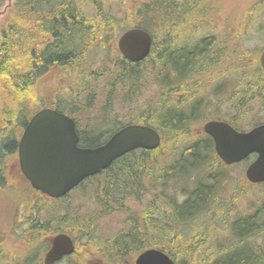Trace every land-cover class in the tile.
I'll return each mask as SVG.
<instances>
[{"label": "trees", "instance_id": "obj_1", "mask_svg": "<svg viewBox=\"0 0 264 264\" xmlns=\"http://www.w3.org/2000/svg\"><path fill=\"white\" fill-rule=\"evenodd\" d=\"M197 1L173 0V3L175 7L186 5L179 9L189 12L191 17H196L198 14ZM56 3L64 8L61 12L63 17L50 25L52 30L56 34L69 31L70 36L74 38L81 35L82 27L78 24L73 25L74 28L65 29V21L72 9L70 4ZM31 4L34 5L33 8H39L35 7L38 6V3L31 1ZM155 4L153 5L155 6ZM1 5L2 1L0 0ZM51 8H54V3ZM78 8L80 9V6ZM21 9L22 7H18V9L17 6L15 7V13L5 27L10 33L9 38L0 39V190L11 188V191L8 190L13 197L8 207L10 222L18 228L22 227L23 222L28 223V229L20 230L17 235L15 233L13 235L6 234L0 230V235H2L0 236V261L8 255H14L8 263L43 264V253H37L38 248L34 250V253L23 256V261L18 263L19 256L13 247L25 245L30 248L31 252V248L33 249L35 244H40L42 240L44 242L45 237H51L54 231H65L78 238V251L71 256L77 260V264L78 260L79 264H89L88 260L94 253L105 255L110 259H119L135 251L140 252L153 246L167 252L175 259L176 264H264V205L260 206L253 214L240 215L229 221L234 212L231 206L236 204L239 197L228 198V205L223 202L217 203V200L222 199L215 197L218 183L216 174L225 165L215 152L213 139L205 134L202 128L205 121L213 119V117L224 116L236 128L246 130L247 125L244 119L249 113L245 110L247 109L245 103L250 104L248 98L250 95L242 89V84L251 78L247 74V66L240 65L244 70V77H239L237 90L233 92L232 97V93L229 96L230 100L238 99L234 104L236 108L234 116L221 115L217 107L207 114L205 110L211 108L206 105V102H214L212 97H206L205 102L202 101L204 105L199 107L195 94L198 98L201 96L197 88L200 85L192 87V78L189 89L194 94L184 95V97L175 96L174 91L170 89L169 74L164 79L162 78V74L167 72V68L170 72L169 66L179 73H185L188 67L191 69L192 63H196L201 54V50L198 49L189 52L187 50L173 51L168 44L163 48L152 49L147 58V65L153 74L158 73L157 88L159 92L157 101L150 104L140 118L167 136L159 148L134 150L117 159L101 174L90 177L80 184L78 189L84 187L88 181H95L89 198L92 197L97 201L103 207L102 211L90 215L74 208L72 212L68 211L57 217L56 209L71 206V194L50 200L33 189L21 191L19 188H13L14 186L23 187L27 184L19 179L20 171L17 166L18 137L23 126L36 111L43 107L50 106L60 111L64 110L60 106L58 95L56 96L57 86L54 84V80H45L43 69H46V75L52 68L53 62L66 64L70 59V54L66 52V49L73 46V41L60 40L48 52L38 53L36 32L31 31V42L29 45L26 44V37L22 30L23 18L18 12ZM147 9L152 10L153 8ZM185 15L176 11L173 19L177 21L184 18ZM204 16L208 21L212 15L208 14L206 9ZM164 21V15L150 16L145 10L141 22H137V26L144 27L148 23V26L154 27L165 24ZM222 37L224 36L222 35ZM61 38H63V33ZM209 41L210 39L204 41V52L209 49ZM221 51L222 53L216 58L218 62L216 70H211L206 77V85L218 75L225 74L226 68L230 67L231 60H226L227 49L222 47ZM209 53L205 52L206 55ZM169 62L172 64L169 65ZM240 62L242 61L240 60ZM142 67L139 68V65L135 64L115 72L120 79L125 81H120L118 86L130 92L127 95L128 100L136 99L133 92L135 91L137 94L139 92L138 88H133L134 91L131 89L134 87L132 81L136 80L138 76L141 78L145 73H150L143 70ZM139 73L141 74L139 75ZM261 77L263 78H260L257 85L249 83L250 86H254L252 90L256 91L255 97L252 96L251 99L262 98L264 76ZM183 83L188 85L187 81ZM182 89L185 88L182 87ZM85 105H90V103ZM177 109L178 112H175ZM198 109H201L200 112L197 111ZM65 112L77 116L76 111L72 109L67 108ZM196 114L197 119L194 120ZM132 121H117L115 128L89 130V136H87V131L81 133L80 144L90 147L101 145L113 131ZM238 121L242 123L238 124ZM4 169L5 173L10 170L12 176L10 183H6V186H4L6 180L3 174ZM182 179L187 180L188 183H183ZM159 188H161L160 192ZM90 190L85 188L84 193L87 195ZM149 190L153 191L155 198L143 211L141 220L143 225L140 224L138 218L134 226V223L131 225L132 220H129L130 225L127 223L124 229L115 236L107 238L100 245L103 238L97 234L96 220L114 212L113 203L118 205V210H120V208L126 207V203L132 197L138 198ZM21 215L25 219H21ZM223 215H225L223 222H229V224H222V226L230 229L233 238L228 245L214 248L213 237L216 232H219L220 227H213L207 231L198 224V221L204 216H210L214 218L211 221L213 222ZM31 220L36 223L32 224ZM151 230L155 235H161L162 238L159 241L154 240L150 233ZM216 236H218L217 233ZM96 238L100 240V244L97 246L99 251L93 248L92 244ZM258 238L261 239L260 242H256ZM84 239L86 242H83ZM44 243L49 244L48 240ZM107 248L109 250H106ZM104 251H111V253H102ZM221 251L225 252L220 253Z\"/></svg>", "mask_w": 264, "mask_h": 264}, {"label": "flooded vegetation", "instance_id": "obj_2", "mask_svg": "<svg viewBox=\"0 0 264 264\" xmlns=\"http://www.w3.org/2000/svg\"><path fill=\"white\" fill-rule=\"evenodd\" d=\"M8 4H3V9L0 10V39L8 38L9 34L5 29L6 25L11 21L12 14L15 13L14 6L22 7L18 12L22 15L23 32L26 37V44L29 45L30 33L37 34L38 53H46L60 41H73V45L78 48V54L71 52L70 59L66 64L53 62L49 72L45 75L46 69H43V77L45 80H54L58 88V99L62 106L72 109L76 112H86L94 105L97 100V95H94L90 100V105L85 107L86 103L81 102V97L89 91L96 90L92 86V79L95 76L89 73V68L94 66L102 68L103 72L96 71V79H105L104 89L109 90L111 87L118 85L120 80L115 74L117 70H124L130 65L147 64V58L141 62H133L129 60L121 51L119 43L123 35L134 30L137 27L144 28L149 32L152 40V49L155 47L163 48L168 44L170 47H179L187 52L191 50H201L198 56L199 66H194L192 63L191 69L188 67L185 74L182 75L181 81H187L190 87V79L192 78V87L200 85L198 91L203 102L206 97H219L224 90L225 84L223 78L231 75L234 71V64L231 61L230 67L226 68L227 72L223 75H218L206 85L205 80L211 70H216L218 64L217 57L222 53L221 48L227 49V52L238 54V49L256 48L264 50V25H257L256 21L260 16L264 15V0H249V7L241 16L236 15L238 4L241 0H198V14L196 17H191L189 12L180 10V7L186 5L174 6L173 0H9ZM31 1L38 3L39 8H33ZM56 1L69 3L71 11L65 21L66 28H74L73 25L78 24L82 27V34L71 37L69 31L56 34L52 30V23L60 20L63 9ZM54 3V8L51 6ZM154 3L155 6L153 5ZM21 4V5H20ZM159 7H158V6ZM80 6V9L78 8ZM175 7V8H174ZM147 8H153L152 10ZM212 14L208 25L206 24L205 10ZM147 10L150 16L164 15L165 21L163 25L154 27L137 26V22H141L143 11ZM246 10V11H245ZM178 11L186 14L184 18L177 21L173 19L174 13ZM227 11V12H226ZM216 14L213 16V13ZM203 13V15H201ZM224 15V20L216 21L217 16ZM213 18V19H212ZM221 30V31H220ZM63 33V38L61 35ZM222 35L224 37H222ZM205 39H210V49L215 50V54L211 55V60L208 59L204 52L203 45ZM67 51V50H66ZM261 53L251 58L260 63ZM256 58V59H255ZM212 61H215L214 63ZM217 62V63H216ZM97 63V65H95ZM172 64L169 62V65ZM180 70V69H179ZM112 72L113 81L110 83L109 74ZM182 73L177 74L180 76ZM264 76V71L259 73ZM45 75V76H44ZM137 89V80L135 81ZM189 87L180 91H174L179 96H191L194 94ZM233 96V92L231 91ZM92 93V92H91ZM196 95V94H195ZM102 108L112 105L114 101L104 98ZM119 101V100H118ZM68 114V113H67ZM70 115V114H69ZM71 116V115H70ZM74 118V117H73ZM213 119L229 120L228 118L213 117ZM76 120V118H75ZM78 123V121L76 120ZM79 125V123H78ZM88 126H95L87 124ZM256 124H253V127ZM252 127V128H253ZM89 130V129H88ZM87 136L88 132H87ZM18 156V147H17ZM8 179L5 180V185ZM26 188V187H25ZM22 188L21 190H24ZM24 219V218H22ZM23 230V229H22ZM45 248L38 250L37 253H45ZM102 253H111L104 251ZM133 260L120 259L117 262H104L101 264H133Z\"/></svg>", "mask_w": 264, "mask_h": 264}, {"label": "rangeland", "instance_id": "obj_3", "mask_svg": "<svg viewBox=\"0 0 264 264\" xmlns=\"http://www.w3.org/2000/svg\"><path fill=\"white\" fill-rule=\"evenodd\" d=\"M9 0H6L5 3H7ZM249 0H241V2L238 4L237 11L235 12L236 15L239 17L244 14V9L246 5V10L249 7ZM10 2V1H9ZM59 2V1H56ZM245 10V11H246ZM227 12V11H226ZM217 20H224V15H219L217 16ZM0 19H2V16L0 15ZM256 21L257 25H264V15L260 16ZM148 25V23H147ZM221 31V30H220ZM9 38V37H8ZM172 48L171 50L173 51H184L182 48L179 47H170ZM256 48L252 49H242L240 48L241 51L239 54L236 55L233 54V52L228 53V57L226 58L227 61L231 60L234 64V71L237 70L236 72L232 73L231 75H228L227 77L223 78V84H225L224 90L220 93L219 97L213 98L214 102H206V105H208L211 109H206L205 112L208 114L211 112V110H215L216 107L219 110V113L221 115H235L236 108L234 104L238 99H229V96L231 95V91L237 90V86H239V77L241 76L242 78L244 77V70L240 65H247L250 63V51L254 50ZM68 53L75 52V54H78V48L76 46H71L68 49H66ZM239 50V49H238ZM215 50L210 49V53L207 55L208 59L211 60V55L215 54ZM254 56L257 55V51L254 52ZM240 60L242 62H240ZM199 62L194 63V66H199ZM97 65V63H95ZM50 67V66H49ZM47 67V68H49ZM168 67V66H167ZM99 67L94 66L93 68H89V73L93 74L95 78L92 79V86L96 87V90H91L89 93L93 92L95 95H97V100H95L94 105L96 107H91L88 111L86 112H81L77 115L79 119V123L81 125V128L84 129H92L93 127H96L100 130H105L108 128H115L114 126L118 123L117 121L121 122H126L129 120H134L137 121L140 119V117L145 113V111L148 109L150 104H154L157 101V93L159 92V89L157 88V80L156 76L151 72V69H149L148 65H144L142 68L143 70H147L150 73H145L144 76L141 78H136L137 80V88L139 89V92L137 94V99L131 100V101H124V97L127 93V90L124 89V92L122 93V100L121 101H114V103L108 107L102 108L104 98L107 97V93L104 91V83L105 79H96V71ZM171 69L170 72L167 68V72L162 74V78L164 79L168 74V79L170 82H168L169 87L172 91L177 90H184L182 87H189L187 84L183 83L181 81V75L178 76L177 74H180L176 70H174L172 67L169 66ZM45 69V68H44ZM248 73H251V77L253 79H249L244 81L242 84V89L247 91V94L250 96L249 102L250 104H246L247 113H249L246 116V119L244 121L246 122L247 128L249 129L253 126L255 122H264V91L262 92V98H253L251 99L252 96L255 95L256 91H253L252 88L254 87L253 85H256L260 81V75L256 69V66L248 65L247 66ZM100 72H103L102 68H99ZM140 71V69H139ZM183 73V72H182ZM117 74V73H115ZM141 73H139L140 75ZM185 73H183L184 75ZM250 77V75H249ZM118 79L122 82V79L118 77ZM133 80L132 82L135 81ZM243 80V79H242ZM253 84L250 86V84ZM131 84V83H130ZM133 84V83H132ZM249 84V85H248ZM88 92L84 94V96L81 97V102L88 103ZM175 96H177V93H174ZM246 94V93H245ZM246 94V95H247ZM258 94V93H257ZM181 97V96H180ZM197 102L199 103V107H202L204 104L202 100L198 98L197 95H195ZM237 97V96H236ZM255 97V96H254ZM247 102V103H249ZM215 108V109H214ZM198 109L197 111L200 112ZM178 112V109L177 111ZM212 116V115H210ZM197 119V114L194 116V120ZM90 120H94V125L95 126H88L87 123ZM102 121V123L100 122ZM242 122L238 121V124ZM256 123V124H257ZM189 126V125H188ZM188 126H186V129H188ZM167 136V135H165ZM209 164V163H207ZM224 165V164H223ZM248 163L243 162L238 165H232V166H223L222 168L219 169V172L216 174V178L218 179L217 183V193L215 195L216 198H221L222 200H217V203L220 202V204L223 202V204L228 205V198L234 199L237 198L238 200L234 206H231V209H234V212L232 214V217L229 218V221L233 220L234 218L240 216V215H245V214H253L255 213L258 208L262 205H264V184L258 185V186H248L246 183V179L244 178V172L247 167ZM11 175H7V179H11ZM183 183H188L187 180L182 179ZM95 181H88L86 182V185L84 187H81L80 189H76L71 193L70 197V207L64 206L59 209H56L55 215L60 216L66 214L68 211L72 212L74 208H78L80 212L84 213H89L90 215H94L100 211L103 210V207L97 203L92 197L89 198V196L92 193L93 187H94ZM14 189L19 188L18 186H14ZM86 189H91L87 195L84 193V190ZM20 189V188H19ZM9 191H11V188H8ZM159 192L161 191V188L158 190ZM2 193H0V230L3 233L6 234H14L15 231L20 233V230L22 229H28V223L23 222L22 227L18 228L15 225L11 226L9 217L10 213L8 210L10 201L13 199L11 193L9 192H4L1 190ZM154 194L153 191L149 190L147 193L143 194L142 196L136 198L132 197L128 203H126V207L120 208L118 210V205L115 203L112 204L114 206V212L110 214L104 215V217L96 220L97 221V234L99 237L103 238V240H99L96 238L92 244L93 248H95L97 251V246L107 238L111 236H115L120 230L124 229L127 226V223L129 220H132L131 225L133 224L136 225L137 223V218L141 222L142 216H143V211L149 203L151 202L152 199H154ZM216 204V203H214ZM213 204V205H214ZM45 213L47 215V212L45 210ZM224 216H220L216 218L213 222H211L214 218H211L210 216H204L200 221H198L201 227H203L205 230H209L210 228L213 227H220L219 232H216L218 236L213 237L214 239V248H219L220 246L228 245L229 242L232 241V233L229 228H223V225L229 224V222H223ZM25 219V218H24ZM31 223H36L31 220ZM141 225L142 222L140 223ZM128 225H130L128 223ZM197 225V224H196ZM191 226V225H189ZM199 226V225H197ZM18 233H15L16 235ZM151 236L153 237L154 240L159 241L162 236L161 235H155L154 232L151 230L150 231ZM96 233L94 234V236ZM2 236V235H0ZM218 239V240H217ZM47 238H45V241ZM217 240V241H216ZM44 241V242H45ZM100 241V243H99ZM216 241V242H215ZM261 239L259 238L256 240V242H260ZM41 241V244L45 243ZM83 242H86V239L83 240ZM101 243L100 245H102ZM25 247V248H24ZM34 248H31V253H34L35 249H41L39 244H35L33 246ZM16 254L19 256L18 263L22 262L24 257L28 255V252L25 251H30V248H27L25 245H20L16 248V246L13 247ZM23 248H24V253H23ZM106 250H109L108 248ZM225 251H221L220 253H223ZM137 253V251H135ZM44 254V253H43ZM14 255H8L5 258H2L0 261V264H10L8 263L11 261L12 257ZM133 254L131 257H128V260H132ZM105 255H100V254H95L90 258L89 264H98V262L105 260ZM59 264H77V260L74 257H70V259H66L62 261ZM79 264V260H78ZM82 264V263H81Z\"/></svg>", "mask_w": 264, "mask_h": 264}, {"label": "water", "instance_id": "obj_4", "mask_svg": "<svg viewBox=\"0 0 264 264\" xmlns=\"http://www.w3.org/2000/svg\"><path fill=\"white\" fill-rule=\"evenodd\" d=\"M151 36L143 29L127 32L120 40L123 54L133 60L145 59L151 51ZM264 68V52L261 57ZM212 136L219 158L226 164L241 162L256 153L245 172L253 183L264 181V124L240 131L227 122L212 120L204 125ZM160 133L143 124H129L115 132L99 147L79 146L73 118L52 108L39 110L27 124L19 143L20 165L34 189L52 198L68 194L89 176L108 168L119 157L138 148L160 146ZM75 251L73 238L59 233L44 256V264H55ZM135 264H176L164 251L151 248L139 254Z\"/></svg>", "mask_w": 264, "mask_h": 264}, {"label": "bare ground", "instance_id": "obj_5", "mask_svg": "<svg viewBox=\"0 0 264 264\" xmlns=\"http://www.w3.org/2000/svg\"><path fill=\"white\" fill-rule=\"evenodd\" d=\"M36 7V6H35ZM34 55V54H33Z\"/></svg>", "mask_w": 264, "mask_h": 264}]
</instances>
